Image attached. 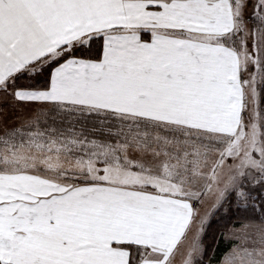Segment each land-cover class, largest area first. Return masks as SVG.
<instances>
[{"label": "snow or ice", "instance_id": "6c2138e0", "mask_svg": "<svg viewBox=\"0 0 264 264\" xmlns=\"http://www.w3.org/2000/svg\"><path fill=\"white\" fill-rule=\"evenodd\" d=\"M0 264H264V0H0Z\"/></svg>", "mask_w": 264, "mask_h": 264}]
</instances>
